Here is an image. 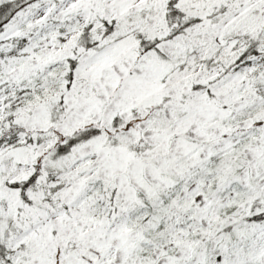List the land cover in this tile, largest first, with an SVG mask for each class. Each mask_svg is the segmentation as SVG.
<instances>
[{
  "label": "snow or ice",
  "instance_id": "obj_1",
  "mask_svg": "<svg viewBox=\"0 0 264 264\" xmlns=\"http://www.w3.org/2000/svg\"><path fill=\"white\" fill-rule=\"evenodd\" d=\"M0 264H264V0H0Z\"/></svg>",
  "mask_w": 264,
  "mask_h": 264
}]
</instances>
